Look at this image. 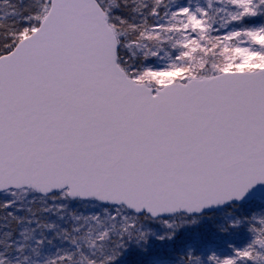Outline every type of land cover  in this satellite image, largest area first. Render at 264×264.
I'll use <instances>...</instances> for the list:
<instances>
[{"label":"snow or ice","instance_id":"obj_1","mask_svg":"<svg viewBox=\"0 0 264 264\" xmlns=\"http://www.w3.org/2000/svg\"><path fill=\"white\" fill-rule=\"evenodd\" d=\"M0 264H264V0H0Z\"/></svg>","mask_w":264,"mask_h":264}]
</instances>
